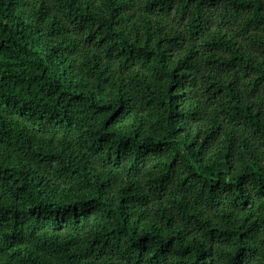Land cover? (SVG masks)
<instances>
[{"label": "trees", "instance_id": "16d2710c", "mask_svg": "<svg viewBox=\"0 0 264 264\" xmlns=\"http://www.w3.org/2000/svg\"><path fill=\"white\" fill-rule=\"evenodd\" d=\"M0 264H264V0H0Z\"/></svg>", "mask_w": 264, "mask_h": 264}, {"label": "bare ground", "instance_id": "6f19581e", "mask_svg": "<svg viewBox=\"0 0 264 264\" xmlns=\"http://www.w3.org/2000/svg\"><path fill=\"white\" fill-rule=\"evenodd\" d=\"M88 204H90V203H88ZM101 205V204H100ZM102 207V206H101ZM202 242V241H201Z\"/></svg>", "mask_w": 264, "mask_h": 264}]
</instances>
